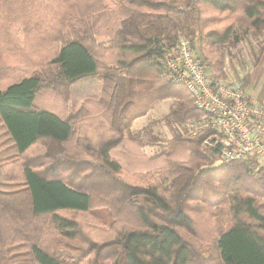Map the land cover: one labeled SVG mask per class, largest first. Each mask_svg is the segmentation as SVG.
<instances>
[{
    "label": "trees",
    "instance_id": "trees-1",
    "mask_svg": "<svg viewBox=\"0 0 264 264\" xmlns=\"http://www.w3.org/2000/svg\"><path fill=\"white\" fill-rule=\"evenodd\" d=\"M0 27V228L10 235L2 262L264 264V168L221 161V140L209 130L175 134L146 158L156 138L131 131L164 100L172 125L185 130L198 119L161 60L184 37L209 73L227 80L229 49L264 31V0H0ZM33 40L47 43L46 58L19 61L17 53L36 51ZM263 56L252 50L253 70ZM248 78L239 79L244 91ZM47 95L66 105L64 118L38 104ZM95 130L111 134L96 140ZM64 167L71 182L59 176ZM84 174L110 181L111 195L72 183ZM97 207L125 228L89 238L76 218ZM40 220L49 238L24 232L34 221L42 228ZM201 221L212 251L195 245Z\"/></svg>",
    "mask_w": 264,
    "mask_h": 264
},
{
    "label": "built area",
    "instance_id": "built-area-1",
    "mask_svg": "<svg viewBox=\"0 0 264 264\" xmlns=\"http://www.w3.org/2000/svg\"><path fill=\"white\" fill-rule=\"evenodd\" d=\"M163 77L183 86L200 117L185 124L189 136L212 131L221 140L220 160L247 161L264 168V106L248 101L239 79L214 78L190 40L180 37L175 54L160 62ZM205 143L211 145L208 140Z\"/></svg>",
    "mask_w": 264,
    "mask_h": 264
},
{
    "label": "rangeland",
    "instance_id": "rangeland-1",
    "mask_svg": "<svg viewBox=\"0 0 264 264\" xmlns=\"http://www.w3.org/2000/svg\"><path fill=\"white\" fill-rule=\"evenodd\" d=\"M236 19V18H234ZM0 27V31H1ZM191 42V41H190ZM33 47L35 50H23V52H19L16 54V58L19 61L28 62L30 59L32 62L39 61V57L41 60L45 59L46 55L48 54L47 43L45 42L44 45L40 44L39 41L33 40ZM23 49V48H22ZM264 50V31L260 36L255 38L247 39L245 42L239 44L236 47L230 48L228 52H230V56L227 57V67H226V74L227 80L231 81L236 79H242L243 77L249 75L248 80L250 81L249 86L246 88V96L253 102L259 103L264 106V93L259 99V92L262 88H264V56L261 65L256 69L253 70L252 66V50L256 52L259 50ZM25 51V52H24ZM28 52V53H26ZM159 87L165 89L166 84L163 81L158 82ZM175 89L185 90L181 85L173 86ZM165 91V90H160ZM39 105L47 107L52 112L58 114L60 117L64 118L67 115V107L62 102V100L57 99L56 97L46 96L41 101L38 102ZM171 104L170 100H164L158 102L153 105L152 109L149 111L147 116L137 119L132 127L131 131L133 133L138 134L143 139H148L150 137L156 138L157 142L154 146L147 147L143 149L141 152L144 157L148 158L160 149L163 148V143L169 142L171 138L175 134H182L184 137H188V133L186 131L185 125L183 127H178L172 125L170 122L166 121V114L168 112L169 106ZM185 131V132H184ZM111 133H105L98 130H95V133H91V137H96V140L101 139L104 135H110ZM193 137V136H192ZM38 147H35L34 150L36 151ZM31 157V156H30ZM132 160H129V164H132ZM4 170L8 168H3ZM132 171V170H129ZM96 175V174H94ZM124 175V174H123ZM59 176L64 179L66 182L70 181V174L66 171V168H60ZM88 176V174L80 175L76 179H72V183L75 185L83 184L86 187H90L91 184H94L92 187L94 197L102 198L105 195H111L108 191L110 189V185L108 180L103 178H92V179H82ZM125 177H128L124 175ZM107 181V182H106ZM71 182V181H70ZM133 183L140 184L139 180H134ZM89 185V186H88ZM77 223L80 228L87 233L88 237L97 241L106 240L110 237L114 236L117 233L118 229L125 228L121 224L113 225V218L108 209L104 207H97L93 208L88 214H80L77 216ZM44 220H40L39 223L44 224L42 228L38 227V221H34L32 227L29 230H25L24 232H29L31 235H34L33 229H37V234L39 238L43 236L45 238H49V233H44L46 225ZM5 225V224H4ZM3 225V228H4ZM125 225V224H124ZM8 226V225H7ZM2 228V229H3ZM0 228V243L3 242V238L6 240V243L10 240L9 233L3 236V230ZM7 229V228H5ZM32 229V231H31ZM197 229L202 234V238L197 239L195 245L197 246V250L199 251H206L211 250L213 247L212 242V234L211 230L204 225L203 221L198 224ZM9 235V236H8ZM6 237V238H5ZM55 245V242H54ZM215 251L212 252V257H215ZM1 258V257H0ZM9 261V260H8ZM19 261V262H18ZM19 258L10 262L0 260V264H20ZM211 264H219L217 261Z\"/></svg>",
    "mask_w": 264,
    "mask_h": 264
}]
</instances>
